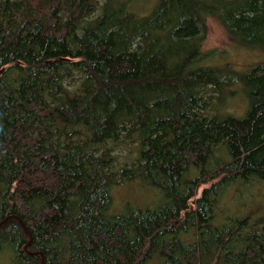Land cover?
<instances>
[{"label": "trees", "instance_id": "16d2710c", "mask_svg": "<svg viewBox=\"0 0 264 264\" xmlns=\"http://www.w3.org/2000/svg\"><path fill=\"white\" fill-rule=\"evenodd\" d=\"M209 18L264 53V0H0V260L264 264V59Z\"/></svg>", "mask_w": 264, "mask_h": 264}, {"label": "rangeland", "instance_id": "374dc122", "mask_svg": "<svg viewBox=\"0 0 264 264\" xmlns=\"http://www.w3.org/2000/svg\"><path fill=\"white\" fill-rule=\"evenodd\" d=\"M202 49L205 51H214L216 52L215 64L220 66L221 64H228L234 71L242 72L247 68L252 66L257 61L260 62L264 59V53H261L256 50H249L246 48L238 47L237 45L230 42L221 27V25L214 19L209 18L206 20V34L202 43ZM228 111L240 114L242 111V105L239 107V104L234 105L227 104L226 106ZM116 153L119 155L120 160L124 161L125 156L128 155V148H118ZM150 191L142 190L135 186H120L112 190V212H117L124 204H136L141 205L147 204L148 198L150 197ZM254 194L253 201L245 199V205H243L246 210L253 212L263 213L264 212V190H252L246 194L248 197L250 194ZM199 191L197 192V195ZM146 201V203H144ZM150 201V199H149ZM8 253V252H7ZM6 257L3 261L0 260V264H7Z\"/></svg>", "mask_w": 264, "mask_h": 264}, {"label": "water", "instance_id": "95a60500", "mask_svg": "<svg viewBox=\"0 0 264 264\" xmlns=\"http://www.w3.org/2000/svg\"><path fill=\"white\" fill-rule=\"evenodd\" d=\"M0 72H1V70H0Z\"/></svg>", "mask_w": 264, "mask_h": 264}]
</instances>
